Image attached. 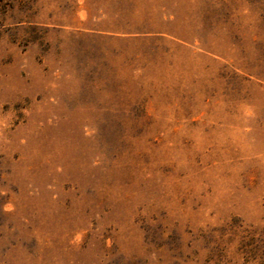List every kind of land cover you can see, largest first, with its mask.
<instances>
[{
	"label": "rangeland",
	"instance_id": "rangeland-1",
	"mask_svg": "<svg viewBox=\"0 0 264 264\" xmlns=\"http://www.w3.org/2000/svg\"><path fill=\"white\" fill-rule=\"evenodd\" d=\"M0 264H264V0H0Z\"/></svg>",
	"mask_w": 264,
	"mask_h": 264
}]
</instances>
